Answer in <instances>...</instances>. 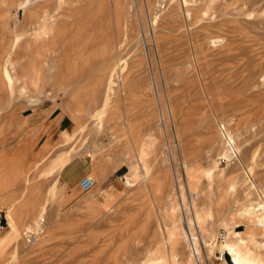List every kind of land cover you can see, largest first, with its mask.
I'll list each match as a JSON object with an SVG mask.
<instances>
[{"label": "rangeland", "instance_id": "1", "mask_svg": "<svg viewBox=\"0 0 264 264\" xmlns=\"http://www.w3.org/2000/svg\"><path fill=\"white\" fill-rule=\"evenodd\" d=\"M259 218L264 0H0V264H264Z\"/></svg>", "mask_w": 264, "mask_h": 264}, {"label": "bare ground", "instance_id": "2", "mask_svg": "<svg viewBox=\"0 0 264 264\" xmlns=\"http://www.w3.org/2000/svg\"><path fill=\"white\" fill-rule=\"evenodd\" d=\"M157 1V0H156ZM184 2V1H183ZM26 4L27 3H25V2H22V4H20L21 5V7H25L26 6ZM156 4H158V3H156ZM159 4H161V3H159ZM158 4V5H159ZM187 4V3H186ZM181 5H182V2H181ZM183 6V5H182ZM154 8V7H153ZM152 8V9H153ZM178 8V7H177ZM159 10V9H158ZM155 11H156V9H155ZM203 15V14H202ZM187 19V18H186ZM11 81V80H10ZM11 86H12V84H11ZM23 88V87H22ZM24 91V90H23ZM26 93V92H25ZM159 106V105H158ZM105 112V111H104ZM231 136V135H230ZM228 139V138H227ZM231 139H232V137H231ZM230 139V140H231ZM229 140V139H228ZM233 140V139H232ZM234 143V142H233ZM229 145H232V144H229ZM234 145V144H233ZM231 148V147H230ZM229 148V149H230ZM258 205H260V204H258ZM258 205H257V208H258ZM255 207H256V205H255ZM253 205L252 206H248V209L245 211L246 212V214H255V215H258V214H256V212H254V211H256L255 209H257V208H255ZM247 208V207H246ZM261 212V211H260ZM258 213V212H257ZM42 217V216H41ZM40 217V218H41ZM43 218V217H42ZM45 218V217H44ZM188 218V217H187ZM43 221H45V219H42ZM192 222V221H191ZM44 223V222H43ZM35 225H34V227H32V226H27V228L29 229V228H31V230L30 231H34L33 233H31L30 231V233L31 234H33V236L34 237H32L33 239H36L37 237L39 238V234L40 233H38L37 232V230H38V227L40 226V225H42L41 224V222H40V220H37L35 223H34ZM45 224V223H44ZM258 225H261V226H264V218H262V219H260L259 218V220H258ZM26 227V226H25ZM185 227L187 228V230L190 232V226H189V224L185 221ZM26 228V229H27ZM42 228H43V226H42ZM27 229V230H28ZM28 231H26V233H27ZM28 234V233H27ZM29 237H31V235L29 236ZM242 237H241V235L239 234V233H234V235L232 236V237H230L229 239L227 238V240H225V241H223L222 242V245L223 246H225V248L226 249H228L232 254H233V259H234V262H235V264H254L253 262H250L249 260H247L245 257H243L241 254H240V247H241V244L243 243L242 242ZM190 241L192 242V249H193V252L195 253H198L197 252V248H196V246H195V241H194V238L192 237V234H190ZM228 242V243H227Z\"/></svg>", "mask_w": 264, "mask_h": 264}, {"label": "built area", "instance_id": "3", "mask_svg": "<svg viewBox=\"0 0 264 264\" xmlns=\"http://www.w3.org/2000/svg\"><path fill=\"white\" fill-rule=\"evenodd\" d=\"M79 187L83 190V191H88L90 189H92L95 185V180L89 176V175H84L82 176L80 179H79ZM220 236L222 237L223 236V233L221 232L220 233ZM223 255L222 252L219 253V257L221 258ZM194 256L197 260V263L201 264L200 260H199V255L198 253H194Z\"/></svg>", "mask_w": 264, "mask_h": 264}, {"label": "crops", "instance_id": "4", "mask_svg": "<svg viewBox=\"0 0 264 264\" xmlns=\"http://www.w3.org/2000/svg\"><path fill=\"white\" fill-rule=\"evenodd\" d=\"M58 125H60V122L58 123Z\"/></svg>", "mask_w": 264, "mask_h": 264}]
</instances>
